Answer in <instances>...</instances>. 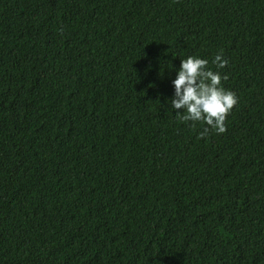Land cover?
<instances>
[{"label":"trees","instance_id":"16d2710c","mask_svg":"<svg viewBox=\"0 0 264 264\" xmlns=\"http://www.w3.org/2000/svg\"><path fill=\"white\" fill-rule=\"evenodd\" d=\"M0 264H264V0H0Z\"/></svg>","mask_w":264,"mask_h":264},{"label":"clouds","instance_id":"9594fccd","mask_svg":"<svg viewBox=\"0 0 264 264\" xmlns=\"http://www.w3.org/2000/svg\"><path fill=\"white\" fill-rule=\"evenodd\" d=\"M208 63L207 59L187 56L180 60L175 77L171 79L172 109L181 110L177 113L183 112V121L206 124L208 127L199 133L201 137L207 134L209 127L223 133L225 117L237 103L235 94L221 85L220 72L213 71ZM212 64L218 69L227 64L222 52L213 57Z\"/></svg>","mask_w":264,"mask_h":264}]
</instances>
